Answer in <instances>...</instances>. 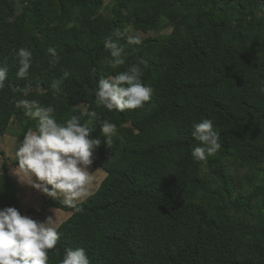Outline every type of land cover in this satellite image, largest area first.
I'll use <instances>...</instances> for the list:
<instances>
[{"label": "trees", "instance_id": "trees-1", "mask_svg": "<svg viewBox=\"0 0 264 264\" xmlns=\"http://www.w3.org/2000/svg\"><path fill=\"white\" fill-rule=\"evenodd\" d=\"M130 31L146 37L129 45ZM109 37L125 47L126 62L115 69ZM22 47L32 52L24 80L16 76ZM133 65L153 89L150 102L124 112L96 107L99 80ZM5 66L0 136L15 124L19 147L37 121L16 102L35 99L55 109L58 123L77 116L101 141L92 166L106 175L79 211L43 193L39 209L24 211L19 184L2 165L0 210L71 213L48 264H60L69 248H84L90 264H264V0H0ZM55 79L63 80L59 93ZM25 87L26 96L14 91ZM204 119L221 147L197 162L192 132ZM104 120L116 125L111 149Z\"/></svg>", "mask_w": 264, "mask_h": 264}, {"label": "clouds", "instance_id": "clouds-1", "mask_svg": "<svg viewBox=\"0 0 264 264\" xmlns=\"http://www.w3.org/2000/svg\"><path fill=\"white\" fill-rule=\"evenodd\" d=\"M117 35L123 34L117 30ZM140 43L138 36L127 38L129 45ZM104 46L110 52L108 63L112 68L125 64L124 46L111 37L104 40ZM48 51L53 57L50 63L55 66L59 63V57L55 49L49 48ZM16 58V76L24 80L32 67V52L22 47ZM7 73L6 66L0 67V89L5 87ZM64 76H69V73L65 72ZM141 76L140 66L133 65L111 78H101L95 90L96 107L106 108L109 112L142 109L150 102L153 89L142 83ZM62 83V79L51 82L55 93H59ZM14 91L26 96L29 90L25 87ZM15 106L25 109L27 116L36 120L37 124L35 129H28L17 148L15 157L18 164L12 174L48 197L62 198L64 206L79 211L77 203L92 194L93 178L89 168L93 163L94 150L101 145V141L91 139V128L87 124L82 125L75 115L65 123H58L53 115L55 109L43 107L35 99H21ZM81 108L90 119L96 116V112L89 111L85 105H81ZM102 134L107 138L105 144L111 149L116 125L104 120ZM192 136L199 144L192 151L197 162H206L221 147L219 133L214 131L208 119L194 125ZM59 240L56 218L49 216L40 222L21 215L14 207L0 210V264H48V252L56 248ZM60 264H90V261L84 248H69Z\"/></svg>", "mask_w": 264, "mask_h": 264}, {"label": "rangeland", "instance_id": "rangeland-1", "mask_svg": "<svg viewBox=\"0 0 264 264\" xmlns=\"http://www.w3.org/2000/svg\"><path fill=\"white\" fill-rule=\"evenodd\" d=\"M110 4L111 3L109 1L106 2V5H110ZM128 35L129 37L138 36L139 39L146 37L145 34L141 32H136V31H130ZM80 106L81 105H79L78 108ZM16 132H17L16 125L13 124L11 131L7 135L0 136V172H2L3 163H6L9 167V171L11 175L14 177V179L19 184V188L21 191L20 197L22 200L24 211L27 208L39 209L42 206V202H43V197L41 194L42 192L37 191L35 188L25 183H22L18 177L12 174V170H14L18 164L16 157H15V152L18 148V138L16 137ZM89 171L92 172L91 176L93 178V182L91 186V192L93 193L98 188L101 181L105 178L106 174L101 168H94L92 165L90 166ZM243 172L246 173V170H244ZM55 200L61 201L62 198H57ZM70 215L71 213H67L61 210H56V209H49L47 210L44 216H40V217L25 214V216H29L32 219L36 221H40V222H44L49 216H52L53 218H56L57 227L61 223H63L66 219H68Z\"/></svg>", "mask_w": 264, "mask_h": 264}]
</instances>
